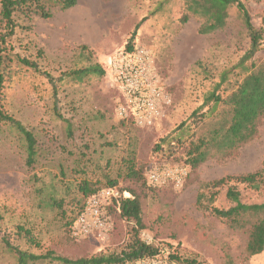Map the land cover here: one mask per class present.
Returning <instances> with one entry per match:
<instances>
[{
	"label": "rangeland",
	"instance_id": "1",
	"mask_svg": "<svg viewBox=\"0 0 264 264\" xmlns=\"http://www.w3.org/2000/svg\"><path fill=\"white\" fill-rule=\"evenodd\" d=\"M239 1L253 27L264 28V0ZM184 12V0H79L70 9L53 10L49 18L37 14L15 16L17 27L9 39L12 52L37 62L53 82L23 67H14L6 78L4 107L34 134L38 160L34 169H28L20 138L9 127H0V237L4 235L26 249L24 240L14 234V227L24 224L31 226L38 239V246L28 248L35 253L52 250L77 259L119 251L129 223L112 215V228L105 241H73L58 212L42 209L33 201L32 174L48 181L61 168L70 172L84 152L91 157L85 176L90 180L89 187L97 189L105 186L107 169L108 176L116 177L117 162L126 149L132 148L143 178L136 184L119 178L116 185L140 192L143 239L160 252L175 254L181 260L194 259L199 264H264V249L255 255L246 253L245 229L231 228L211 213L213 207L226 209L231 205L226 198L230 186L238 191L243 203L264 202V188L255 190L234 178L213 186L218 179L261 168L264 116L257 121L251 139L231 154H214L195 168L184 162L182 149L167 157V152L154 148L180 123L188 122L205 94L219 82L220 74L233 68L249 47L235 5L229 8L225 25L209 34L198 33V17L191 16L182 23ZM136 26L131 44L148 52L156 86L169 100L161 105V120L149 129L118 117L120 94L107 64L109 57L120 54ZM81 29L87 31L80 33ZM83 45L87 50L81 56ZM253 60L264 69V46ZM95 63L105 70L103 76L91 75L81 82L58 81L63 72ZM239 77L230 74L219 87L221 95L225 96ZM207 107L199 112H206ZM213 118L197 131L206 129ZM66 121L71 132L66 131ZM107 163L109 168L105 167ZM175 165L187 170L180 187L146 183L144 175L149 168ZM69 208L68 202L64 209ZM13 262V254L0 242V264Z\"/></svg>",
	"mask_w": 264,
	"mask_h": 264
},
{
	"label": "trees",
	"instance_id": "2",
	"mask_svg": "<svg viewBox=\"0 0 264 264\" xmlns=\"http://www.w3.org/2000/svg\"><path fill=\"white\" fill-rule=\"evenodd\" d=\"M76 4L77 0H0V127H9L20 138L25 153L24 163L28 169H34L38 160L37 142L34 134L6 111L3 103L4 84L14 67L30 69L53 81L46 72L40 70L37 62L12 52L9 39L17 27L15 16L37 14L42 18H49L53 10L64 11ZM233 5L236 6L238 16L249 37L248 49L233 68L220 74L219 82L205 94L203 103L198 110L189 115L188 122L180 123L173 134L161 139L154 146L155 150L167 152V157H171L178 149H182L185 154L184 162L191 168L197 167L214 154L221 156L231 154L233 150L254 136L257 121L264 116V69L253 60L255 53L264 46V28L253 27L249 13L243 4L239 0H184L185 12L180 21L186 23L191 16L198 17L201 20L198 33L209 34L225 25L229 8ZM136 29L137 26L131 33L125 48L131 49V40L135 36ZM80 48L82 56L87 47L83 45ZM234 70L237 71L233 73ZM104 74L105 70L95 63L63 72L58 81L81 82L91 75L101 77ZM230 74L240 77L236 79L231 90L223 96L219 92V87L228 81ZM204 106H208L207 111L199 112ZM220 107L223 108L219 112ZM211 118L214 121L206 129L198 132L197 130L206 124V120ZM66 123V131L71 132L70 124L67 121ZM85 148L88 149L87 146ZM87 156V153L81 152L79 161L70 169V172H64L61 168L59 174L48 181L41 179L37 173L32 174L33 201L35 200L42 209L56 210L68 232L72 220L81 210L87 197L95 190L89 187L90 180L85 176L88 171L86 163H89L91 158ZM105 167L109 168L108 163ZM116 172V177H110L109 170H106L103 177L105 186L115 185L119 178L134 184L143 178L132 148L126 149L117 162ZM67 175H71V178H67ZM230 178L245 183L255 190L264 188V160L258 171L221 178L214 181L213 186L224 184ZM126 188L131 197L121 199L118 210L112 207L109 209L111 215L129 223L127 238L119 251L100 252L77 259L55 254L52 250L35 253L28 248L38 246V239L32 234L31 226L24 224H17L14 227V234L24 240L28 246L26 249H23L20 243L10 242L4 235L0 237V242L13 254V264H137L140 259L154 255L159 250L141 236L145 225L141 217L140 192L132 187ZM72 192L78 194L73 195ZM67 197H69L68 200H66ZM226 198L231 205L226 209L213 207L211 213L231 228L245 229L247 232L245 251L248 255L262 252L264 249V202L243 203L238 191L231 186L226 190ZM68 202L70 208L67 210L64 209V205ZM170 257L181 264H199L194 259L181 260L175 254H170Z\"/></svg>",
	"mask_w": 264,
	"mask_h": 264
},
{
	"label": "built area",
	"instance_id": "3",
	"mask_svg": "<svg viewBox=\"0 0 264 264\" xmlns=\"http://www.w3.org/2000/svg\"><path fill=\"white\" fill-rule=\"evenodd\" d=\"M108 67L119 91L117 115L130 120L141 129L151 128L163 117L162 103H169L156 86L155 75L151 69L148 52L139 46L123 48L117 56L108 58ZM187 175L183 166H159L149 168L145 173L148 185L163 186L171 184L180 187ZM131 197L130 192L118 185L95 189L85 200L69 226V236L76 242L105 241L112 228V215L109 209L118 210L123 198ZM137 264H181L169 253L158 251L144 257Z\"/></svg>",
	"mask_w": 264,
	"mask_h": 264
},
{
	"label": "crops",
	"instance_id": "4",
	"mask_svg": "<svg viewBox=\"0 0 264 264\" xmlns=\"http://www.w3.org/2000/svg\"><path fill=\"white\" fill-rule=\"evenodd\" d=\"M77 4H79V0H77ZM77 4L75 5V6H77ZM86 12V11H85ZM88 29V28H87ZM87 29L86 30H83V29H81V31L79 30V32L80 33H85L86 31H87Z\"/></svg>",
	"mask_w": 264,
	"mask_h": 264
}]
</instances>
